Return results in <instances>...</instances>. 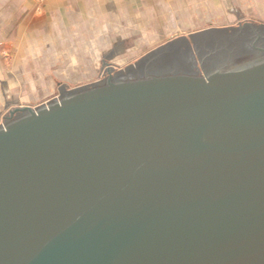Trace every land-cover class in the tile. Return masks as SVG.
I'll use <instances>...</instances> for the list:
<instances>
[{
  "label": "water",
  "instance_id": "1",
  "mask_svg": "<svg viewBox=\"0 0 264 264\" xmlns=\"http://www.w3.org/2000/svg\"><path fill=\"white\" fill-rule=\"evenodd\" d=\"M176 37L0 123V264H264V24Z\"/></svg>",
  "mask_w": 264,
  "mask_h": 264
},
{
  "label": "crops",
  "instance_id": "2",
  "mask_svg": "<svg viewBox=\"0 0 264 264\" xmlns=\"http://www.w3.org/2000/svg\"><path fill=\"white\" fill-rule=\"evenodd\" d=\"M263 6L264 0H0V96L12 98L17 85L79 84L95 70L179 36L229 26ZM24 95L16 101L31 98Z\"/></svg>",
  "mask_w": 264,
  "mask_h": 264
},
{
  "label": "rangeland",
  "instance_id": "3",
  "mask_svg": "<svg viewBox=\"0 0 264 264\" xmlns=\"http://www.w3.org/2000/svg\"><path fill=\"white\" fill-rule=\"evenodd\" d=\"M256 9L258 10L257 6L255 7V10ZM246 10L248 13L245 12V15L243 14V16L241 18H239L237 21H234L230 25H235L239 21L241 22V24H244L245 22H249V21L253 22L256 25H260L261 23L264 24V6L261 7L262 12L257 11V12L253 13L250 11V8H248ZM187 39L189 40L191 45H194L192 38H187ZM192 50H193V53H194L195 58L197 60V64L200 67V69L202 70V65L199 61L197 54H196L194 46H192ZM144 55L145 54L135 55L131 59H128L126 61V63H121V65H115V67H116V69H118L119 67L125 68L126 66L135 63L136 60L140 59ZM105 75H107V72H104V70H101V71L95 70V71H93V76L91 78H88L85 81H81V83L76 84V85H68V87H66V88L71 89V88L76 87L78 85L90 83V82L96 81L100 78H103ZM59 86L60 85H55L54 87H51V86H21V85L14 86L13 87L14 93H13L12 98L15 101H11L12 98L9 95H8V97L0 96V123L2 121V116L12 106L25 105V104H29L31 106H36V105L42 104V103L54 98L55 96L59 95V93H60V89L58 88ZM18 94H22V96L18 95ZM24 94H28V95L30 94L31 98L29 100L16 101L17 98L20 99L22 97H25Z\"/></svg>",
  "mask_w": 264,
  "mask_h": 264
}]
</instances>
